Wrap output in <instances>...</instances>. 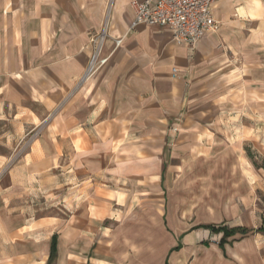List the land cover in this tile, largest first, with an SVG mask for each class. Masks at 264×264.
Returning a JSON list of instances; mask_svg holds the SVG:
<instances>
[{
	"label": "crops",
	"instance_id": "crops-1",
	"mask_svg": "<svg viewBox=\"0 0 264 264\" xmlns=\"http://www.w3.org/2000/svg\"><path fill=\"white\" fill-rule=\"evenodd\" d=\"M131 1L0 0V264H213L188 260L212 224L165 226L166 189L181 143L208 136L194 101L232 107L264 68V0H219L193 48L129 29ZM105 19L108 61L81 80Z\"/></svg>",
	"mask_w": 264,
	"mask_h": 264
},
{
	"label": "rangeland",
	"instance_id": "rangeland-1",
	"mask_svg": "<svg viewBox=\"0 0 264 264\" xmlns=\"http://www.w3.org/2000/svg\"><path fill=\"white\" fill-rule=\"evenodd\" d=\"M248 72L249 83L237 87L232 107L219 110L215 96L194 101L208 110V136L181 143L182 151L172 160L164 222L170 231L203 224L264 225V68L251 65ZM220 236L197 229L188 260L264 264V233L236 234L224 251L218 248Z\"/></svg>",
	"mask_w": 264,
	"mask_h": 264
},
{
	"label": "built area",
	"instance_id": "built-area-1",
	"mask_svg": "<svg viewBox=\"0 0 264 264\" xmlns=\"http://www.w3.org/2000/svg\"><path fill=\"white\" fill-rule=\"evenodd\" d=\"M219 0H132L133 19L129 29L140 24L167 28L173 39L191 48L207 33L217 31L220 21L215 18L214 6ZM107 34V20L102 22L98 33L90 37L92 51L81 80L91 76L105 65L108 56H102V47ZM121 39H115V46ZM175 71V69L173 70Z\"/></svg>",
	"mask_w": 264,
	"mask_h": 264
},
{
	"label": "trees",
	"instance_id": "trees-1",
	"mask_svg": "<svg viewBox=\"0 0 264 264\" xmlns=\"http://www.w3.org/2000/svg\"><path fill=\"white\" fill-rule=\"evenodd\" d=\"M204 227L206 229H209L211 232L213 233H221V238L219 241V245L223 246V244L226 242L227 238L234 235L235 233H241V234H245L249 231L252 232H262L264 233V225L258 227V228H254V229H248L245 227H227L225 225H218V226H214V225H204L201 226ZM178 246L175 248L177 249ZM55 256V244H54V240L52 243V248H51V253H50V257H49V261H51L53 259V257Z\"/></svg>",
	"mask_w": 264,
	"mask_h": 264
}]
</instances>
